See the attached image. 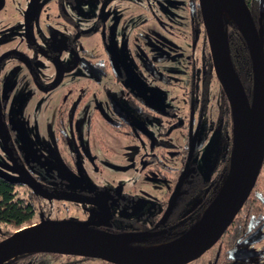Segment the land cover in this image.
<instances>
[{"label": "rangeland", "instance_id": "1", "mask_svg": "<svg viewBox=\"0 0 264 264\" xmlns=\"http://www.w3.org/2000/svg\"><path fill=\"white\" fill-rule=\"evenodd\" d=\"M27 1L3 0L2 9H0V54L14 48L25 52L29 58L38 54L36 58L32 59L34 66L38 72L46 73V75H42H44V81L48 82L52 77V69L44 61V55L48 53V43L55 36L54 32L57 31L60 24L59 18L55 15L56 0H42V9L38 11L36 19L27 27V37L30 39L31 36L34 48L33 55L22 38V33L16 27V25H21L20 30L22 31L24 19L30 14ZM64 1L68 2V6L64 5ZM64 1L62 0V5L67 17L66 25L76 24L81 29V34H84L81 42L84 53L86 52L88 55H84L79 61L81 72L88 78L92 75L104 77V91L99 97L88 96L77 111H74L75 101L73 108H69L67 112L69 116H72L73 113L76 120L73 123L76 130L75 137H77V132L78 138L80 139L82 136V140L86 141L88 147H95L96 160L100 161H94L90 165L81 156L83 161L80 166L77 162L71 163L68 160L69 164H66L61 160L59 155L63 154V157H66V147L59 142L54 144L56 139L52 133L54 113L51 112L54 106L48 107L49 102H57V100L54 98L53 101L47 100V106H45L43 98L38 96L33 91L35 88L30 86V77L25 73V69L22 66L16 68L14 57H10L5 60L6 62L4 61L5 63L0 68V110L5 115L2 120L14 132V149L21 157L14 155V158L23 163L27 170L34 171L32 175L37 176L39 173L36 171L39 170L44 177H47L44 180L42 176H37L40 186L46 185L45 183L51 187L62 185L67 193L82 196H89L92 193L89 191L88 183L82 173H85L89 180L99 179V188H103L106 184L105 180H113L112 185H121L125 195L136 199V202H133L134 205L132 204V210L135 211L132 213L133 216L139 215L145 219L147 218L145 216L153 215L154 210L152 211V207H150L151 200L140 194L153 197V193H150V190L143 184L147 182L148 178L144 175L141 177L137 171H134L133 164L137 160H144L147 155V148L140 135H147L150 142L149 147L154 146L165 150L164 158L167 165L170 166V159L178 154L180 151L179 141L182 142V131L175 130V127L172 131L169 120L170 110L176 109L177 98L179 103V110L176 112L177 118L185 120L188 96L189 102L193 103L192 130L196 131L199 142L192 164L204 182L211 184L217 181L219 183L231 132L227 127V121L217 118L220 97L223 95L212 71L207 73L210 60L205 36L201 23H196L192 16V8L197 4V0H176L178 4L176 3L172 7H169L164 0ZM146 7L152 9L157 15L162 22V27L158 23L156 25L155 18L149 15V11L145 10ZM46 17H49V22L45 19ZM223 18L229 20L225 14H223ZM262 19L264 52V4ZM101 26L107 30L108 45L113 48L118 62L120 78L114 81L108 79L111 77L110 73L106 78L101 70L99 71L85 61V58L93 61L98 59L104 63L106 70L108 69L107 58L97 34V29L102 30ZM69 30L68 28V33ZM56 41L60 43L59 36H56ZM75 49H77L76 46ZM76 70L79 72L78 68L74 71ZM66 72L67 70L64 68V79ZM165 74L170 77V80L172 77L173 81H170L169 86L162 82ZM205 77L209 79L206 90L207 103L204 113L198 118V101ZM152 79L158 80V83L154 84ZM94 82L97 86L91 85L87 90L99 93L101 84L99 85L97 79ZM190 86H192L191 92L189 91ZM97 87L98 89H96ZM66 89L65 95L72 96L77 92L76 85L70 87L68 85ZM33 93H35V98L32 96ZM80 99L81 96L77 103L80 102ZM55 105L57 106L56 103ZM63 107L61 110L65 112ZM94 110L109 126L103 125L101 119L93 112ZM64 112L59 113L58 116L63 127L66 117ZM92 112L89 131L83 138L80 127L84 118ZM119 119L129 123L132 130L135 131L132 135L134 138L132 142H130L131 136L125 134L121 129L118 123ZM116 125V129H111L110 126ZM62 132L65 131L62 130ZM1 134L0 129V175L12 182H18V177L13 172L1 144ZM69 142H67L68 147L75 149L74 143ZM158 152L159 150L156 151V154ZM162 153L164 154V152ZM125 155L126 157H124ZM159 158L162 159L161 156ZM125 163L126 165H124ZM182 164L184 163L178 162L174 168H172L173 166L166 167L167 170H163V173L166 174L160 179H154V182L157 183L156 186L161 190H159L160 193L154 195L156 202L165 203L167 201L174 187L172 177L175 173L173 171H178ZM117 166L122 167L118 169ZM136 167L139 168L138 163ZM143 170L148 171L145 173H150L148 168L139 169V172ZM111 172L118 175H110ZM149 176L151 175L149 174ZM257 180L259 193L262 192L264 197V160ZM15 194L19 199L29 198L34 202L35 212L32 218L34 223H37L39 218L50 221L81 220L86 208H89L63 200L39 198L19 184L15 188ZM203 194L204 191H201L189 201L182 216L191 213ZM161 209L162 207L159 206L155 210L158 217ZM116 214L117 211L114 210L113 215ZM143 224H145L144 221ZM113 225L116 230H133L135 228L128 217L125 219L116 218ZM9 231L7 227L0 225V240L7 237ZM216 251L217 246L212 247L209 252L191 264H211V259ZM26 264L100 263L94 261L81 263L61 257L35 255Z\"/></svg>", "mask_w": 264, "mask_h": 264}, {"label": "water", "instance_id": "2", "mask_svg": "<svg viewBox=\"0 0 264 264\" xmlns=\"http://www.w3.org/2000/svg\"><path fill=\"white\" fill-rule=\"evenodd\" d=\"M35 4V0H32ZM201 27L205 36L213 77L227 104L231 126V154L227 172L214 197L205 207L199 219L177 238L155 246L131 247L130 244L156 236L154 234H111L90 228L91 222L73 220H43L34 225L14 231L0 240V264L18 256L49 254L98 260L105 264H189L212 248L230 226L248 198L264 158V52L262 0H258V24L255 25L244 0H197ZM223 14L236 27L245 45L250 63V93L247 98L243 87L233 72L223 30ZM106 52L117 75L118 63L115 52L107 47ZM15 56L30 69L24 55L10 50L0 55V62ZM52 89L60 80L62 68L57 60ZM41 89V88H38ZM1 144L13 172L34 193L42 189L22 166L16 163L7 146V134L0 115ZM188 139L187 160L191 158L195 139ZM192 172L183 170L159 224L169 216L175 199L179 196L182 182ZM71 199L95 203L102 220L97 225L108 228L110 214L103 200L70 195ZM97 219L99 216H96ZM237 253V252H236ZM241 252L229 255L237 258ZM247 258L248 255H245Z\"/></svg>", "mask_w": 264, "mask_h": 264}, {"label": "flooded vegetation", "instance_id": "3", "mask_svg": "<svg viewBox=\"0 0 264 264\" xmlns=\"http://www.w3.org/2000/svg\"><path fill=\"white\" fill-rule=\"evenodd\" d=\"M164 1H166L165 3L169 7L175 6L177 3L176 0L175 1L164 0ZM27 2H28V7H29L28 10H29L30 14L28 13L29 14L28 17H26L24 19V25H22V28H23L22 31L20 30L21 25H16V27L19 30V32L22 33V38L24 39L28 49L31 50L32 55H33L34 54V52H33L34 48H33L32 43H31V41H32L31 36H30V39L27 37V35H28L27 27L32 23V21H34L36 19L38 11L40 9H42V6H41L42 0H35V4H33L32 0H28ZM62 4H63L62 0H56V7H55V13L56 14L55 15L59 18L60 24L58 25L57 31L54 32L55 36L52 37L50 42L48 43V53L44 55V57H45L44 61L47 62L52 69L51 79H49L48 82H45L43 77H44V75H46V73L44 74V71H42V73L38 72L36 66H34V62L32 59L34 57L36 58L38 54L36 56L33 55L32 58H29V57H27L25 52L20 51L18 48H14L11 50H15V51L19 52L20 54L24 55V57H26V59L28 60V62L30 64V69H28V67H26L20 61V59H18L15 56H9L6 59L2 60L0 62V68L6 62L5 60H7L10 57H14V60L16 61L15 67L17 68V67L22 66L25 69V71H26L25 73H27L30 77V80H29L30 86L35 88V90H33V91L36 92V94L38 96L43 98L44 105L47 106V102H48L47 100L50 101V99H51V101H53V98H54V100H57V102H55V101L49 102L48 107L51 108L54 106V108L51 109V112L54 113L53 121H52V124H53L52 133H53V135L56 136V139H55V142H54V140H52V141L54 142V144L59 142L66 147V154H65L66 157H63V154L59 155L61 160H63L64 163H66V164H69V161H70L71 163L77 162L78 165L82 166L81 165V162L83 161V160H81V156H82L86 159L85 161L91 165L92 162L94 163V161L95 162L100 161L99 159L96 160L97 155H96L95 147H93V148L88 147V144L86 143V141L82 140V136L80 139L78 138L77 132H76L77 137H75V131L76 130L73 127V123L76 120L74 118L73 113L71 114L72 116H69L67 112H68L69 108H71V109L73 108L75 101H76V105L74 107L75 108L74 111H77L82 106V104L85 102V100L88 96L94 95L95 97H99L102 94V92L104 91V86H103L104 85V82H103L104 77L101 78L99 76L92 75V77L89 76V78H88L85 76L84 73L81 72V69L79 67V64H80L79 61L84 55H88V53H86V52L84 53V48H83V45L81 42L84 34H81V29H79L78 25H76V24H74V25L72 24L70 26L66 25L67 17L64 14L65 8ZM2 5H3V0H0V9H2ZM64 5L68 6V2L64 1ZM28 10H27V12H28ZM145 10L149 11V13H150L149 15L153 16L155 18L156 25L159 24L162 27L161 20L157 17L156 14H154L152 9L146 7ZM160 14H161V12H160ZM45 19L48 20V22L50 21L49 17H46ZM65 28H66V31H65ZM68 28L70 29L69 33H68ZM101 28H102V30H100V31H99V29H97L98 30L97 34L99 36L101 47H102V49L106 55V58H107L106 60H107L108 69L106 70L104 63H102L98 59L96 61L95 60L93 61L92 59L90 60V59L85 58V61L89 65L98 69L99 71L101 70V72L103 73V75L106 78H108L107 74L110 73L111 77L108 79L111 81H114V80H117L120 78V71H119V67H118L117 70H118L119 75H117L115 73L111 63H110L109 56L106 52V48L109 47V45H108L109 36H108L107 30L103 26H101ZM30 31H31V28L29 30V33H30ZM56 36H59L60 43H58L56 41ZM128 44H129V42H128ZM75 46L77 47V49H75ZM8 51H10V50H8ZM2 54H0V55H2ZM53 60H57L59 62L60 66L62 68V75H61L59 82L52 89L48 90L50 88V86L53 84V81L55 79V74H56L55 67L52 63ZM116 60H117V58H116ZM158 61H161V60L158 59ZM64 68L67 70V72H66L67 74H66L65 79L63 78L64 77ZM76 68H78L79 72L77 70L74 71ZM107 71H109V72H107ZM20 73H21V71H20ZM42 74H44V75H42ZM169 78L170 77L165 74V76L162 78V82L165 84H168V86H169V83H171L170 81H173L172 77H171V80ZM96 79L99 81V85L101 84L100 85L101 89H99V93H97V91L88 92L87 89H89V87H91V85L97 86L94 82ZM152 81L154 82V84L158 83V80L152 79ZM68 85H69V87L71 85L77 86V92L72 96L67 95V94L65 95V92L67 93L66 88L68 87ZM207 86H208V84H207ZM36 87H37V89H36ZM38 88H41V89H38ZM96 89H98V87ZM189 91L190 92L192 91V89L190 87H189ZM93 93H96L98 95H95ZM34 94L35 93H33L32 96H34ZM188 94H189V92H188ZM80 96H81L80 102L77 103V100ZM34 98H35V96H34ZM187 100H188V104H187L186 113H185V115H186L185 120H180L177 118L176 112H177V110H179V108H178L179 103H178L177 98H176V104H175L176 109L170 110L171 116H170L169 120H170V125L172 126V131H173L174 127L176 128L175 130L180 129L182 131L181 132L182 142L180 143V141H179L180 151L173 158L171 157L172 159H170V166L167 165L168 163L166 162V160L164 158L165 150L156 148L154 146L149 147L150 142L147 139V135L146 134L140 135L141 138L144 140L145 146L147 148L146 149L147 155L144 157V160L140 159V160L136 161L139 165V168L136 167V165H137L136 162L133 164V166H134V171H137V173H139V176L143 177L142 175H144V177L148 178L147 182H144L143 184L145 187H147V189L150 190V193H153V197L150 195H146V194H140V195L144 196L146 198H149V200H151V202H150L151 206L150 207H152V209H151L152 211L154 210V212H152L154 214L151 215L150 217L145 216L147 218L144 219V217L141 218V217H139V215L133 216L132 213H134L135 211L132 210V206L134 205L133 202H136V199H134V197H131L129 195L128 196L125 195L123 193L121 185H112L113 180L112 181L111 180H107V181L105 180L106 184L103 186V188H99L98 187L99 182H100L99 179L92 178L91 180H89L88 177L85 176V173H82L85 177V181L88 183L87 187H89V191L92 193L89 196H82V195L67 193L66 189H63L62 185L61 186L59 185L57 187H51L49 184L45 183L46 185L40 186L39 181L37 180V178H38L37 176H39V177L42 176L44 178V180H46L47 177H44L43 173H41L39 170L36 171L37 173H39L37 176L32 175V173L34 171L27 170L25 168L24 164L19 162L16 159V163L19 166H22L25 169V171L29 174V176L35 181V183L42 189V191H41L42 194L38 195V194L34 193L31 189H29L27 186L22 184L21 182H18V183H19V185H23L29 192L34 193L39 198L63 200L66 202L73 203L74 205L77 204V205H81L84 207H89V208H86V210H85L86 212L84 213V215H82L83 218L81 220H75V221L91 222L90 228H93V229H96L99 231L108 232L111 234H123V233L154 234V233H158L156 236H154L152 238H149V239H146L144 241L129 245L131 247L152 246V245H149V243L157 242V241L162 240L165 237H168L171 233L170 232V226H172L173 224H175L176 222H178L180 220L186 219L191 214V213H187L186 215L182 216V212H183L185 206L189 203V201L192 198H194V196H193L185 204H183L180 214H175L173 212V209H174L175 205H177V203H176L177 198H178L177 197L174 201V205L171 209L169 216L166 218V220L163 224H159L161 219H162L163 213L167 207V203H168L169 198L167 199V201L165 203L161 202V201L156 202L154 200V195L160 193L159 192L160 187L156 186L157 183L154 182V179L162 178L164 176V174H166V173H163V170H167V169H165L166 167L168 168V167L173 166L172 168H174V165H177L178 162L184 163V164H182V167L180 169H178V171H176V172H175V170L173 171L175 173V174H173V177H172V180L174 182L173 191H174V188L177 184L178 178H179L180 174L182 173V171L184 169L185 170L186 169L192 170V172L182 182L180 190H179V195L181 192L183 193L186 190V188L188 189L190 187L191 181L195 180L196 178L199 179L200 183L201 182L204 183L207 186L208 190L209 189H211L212 191L217 190V186H218L217 181H215L211 184H207L206 182H204L201 179V177L196 173V170L192 164V161L195 158V152L197 151V148L199 145L197 137L195 138L196 139L195 140V146H194L191 158L189 160H187L188 139L192 138L194 135L196 136V131L192 130L193 103L189 102L190 99L188 96H187ZM55 103L57 104V106L55 105ZM61 107L65 108V112H64V110L63 111L61 110ZM63 112H64V115L66 116L64 123H63L64 127L62 126L61 121L58 118L59 113H63ZM93 112H95L96 115L99 117V119H101L100 115L95 110ZM93 112L90 113V115L88 117L86 116V118H84L83 123L80 127V130L82 131L81 135H83V138H84L85 134H87V132L89 131V128L91 125L90 120H91ZM0 115H1V117L5 116L4 113L1 112V110H0ZM198 118H200L199 112H198ZM101 121L103 122L102 119H101ZM2 122H3L4 126H7L4 121H2ZM118 123H119L121 129L124 131V133L131 136L130 142H132L134 139L132 135L135 133V131L132 130L131 125L127 122H124L121 119H119ZM118 123H117V125H118ZM104 124L106 126L108 125L107 123L103 122V125ZM117 125L114 127L113 126H110V127H111V129H116ZM62 130H64L65 132H62ZM230 132H231V130H230ZM68 141H70L69 143H71V141L74 143L75 149L73 146H72L73 148L68 147V145H67ZM14 146L12 147V149L14 150V151L12 150L14 153L13 155H18L17 152H15ZM128 146H127V148H128ZM157 150H159L158 154H156ZM162 152H164V154ZM126 153L127 152L125 151V154ZM159 156H161L162 159H160ZM225 156H226V154H225ZM18 157H19V155H18ZM124 157H126V155ZM19 158H21V157H19ZM263 160H264V158H263ZM125 162H126V159H125ZM124 165H126V163ZM120 167H122V166H117L118 169H120ZM147 168L149 169V171H150L149 174L151 176H149L148 173H145V172H148L146 170L139 172V169L142 170V169H147ZM224 168L222 169V172L224 171ZM80 169H81V167H80ZM260 170L261 169H259V171H258L257 178L259 177ZM131 173H133V172H131ZM114 174L118 175L117 173H113V172L110 173V175H114ZM207 188L199 189L198 193L201 191H204V194H203V197L201 198V200L199 201V203L196 205V207L200 203H202L203 200L205 199L207 192H208ZM173 191H172V193H173ZM251 191L254 192V196H256L255 198L257 200L256 202L258 205H261V207L263 208V212H264V197L262 195V192L259 193L258 180L255 181V184H254ZM185 192H187V190ZM70 195H77V196L96 199L95 200L96 202L103 200L105 202V205H106L108 212L110 214V219L108 220L109 227L105 228V227H102L101 225L95 226V224H99V222L102 220L101 209L95 203H86L83 201L74 200V199L70 198ZM163 196H164V194H163ZM159 206L162 207V209H161L159 217H158V213H155V210ZM114 210L117 211V214L115 216L113 215ZM262 214H263V216L261 215V217H257L256 219H254L253 222L249 221L247 228L243 231V236L239 240L235 241L234 244H232L230 246V249H228L229 251L227 252L226 257L223 260H220V262H218V264H264V213H262ZM120 215H123V217H120ZM96 216H99L98 219ZM126 217H128V220H130V223L135 228L133 230H130V229L116 230V229H114V225H113L114 220L116 218L125 219ZM143 221L145 224L142 225ZM214 246H217V251H216L215 255L213 256V258L211 259V264H217L216 263L218 260L217 258H218V255L220 253L219 241ZM211 249L212 248H210L209 250H207L203 254H206ZM236 252L237 253L241 252V254H239V255H242V256L230 259L229 255H231V254L235 255V254H237ZM35 255H39V254H35ZM43 255L61 257V258H66L68 260H72L73 258H77V257L58 256V255H49V254H43ZM245 255H248V257L246 258ZM88 260L102 264V262L98 261V260H91V259H88ZM191 263H189V264H191ZM103 264H105V263H103Z\"/></svg>", "mask_w": 264, "mask_h": 264}, {"label": "trees", "instance_id": "4", "mask_svg": "<svg viewBox=\"0 0 264 264\" xmlns=\"http://www.w3.org/2000/svg\"><path fill=\"white\" fill-rule=\"evenodd\" d=\"M244 2L246 3V5L250 10V14L254 24L257 25L258 0H244ZM263 4H264V0H262V7ZM192 16L195 22L200 24L197 4L192 8ZM262 20L263 19H260L259 21L261 25H262ZM223 30L226 34L228 56L233 72L238 82L243 87V90L245 91L247 98L249 99L251 77H250L249 56L247 50L245 48L243 40L239 35L238 30L231 22L227 24L223 21ZM209 72H211L210 64L208 66L207 73ZM207 75L210 76L209 74ZM208 80H209L208 77H205L202 84L201 95L198 101L199 115H202L205 111V107L207 103L206 89H207ZM191 87L192 86H190V88ZM2 118L3 117H1V120ZM217 118L227 121V127L231 130L228 107L227 104L225 103L223 96L220 97ZM5 131L8 138L7 146L12 156H14L13 155L14 150L12 149V147L14 146V132L9 128L8 125L5 126ZM230 154H231V137L228 139L227 152L224 161L225 168L224 171L222 172V176L218 183L217 189L219 188L227 172V166L230 159ZM262 167H263V162L261 164L260 169ZM18 184H19L18 182H12L0 175V225H3L10 230L7 233V236H9L14 231L35 224L32 220L35 212L34 202L29 198L19 199L16 197L15 188ZM201 188H207V186L202 182L200 183L198 178L191 181L190 187L188 189L186 188L187 192H185L186 191L185 190L184 191L185 193L181 192L180 195L178 196L176 202L177 205H175L173 212L175 214H180L183 204H185L190 198L195 196L198 193L199 189ZM207 191H208L207 195L203 200V202L200 203L197 207H195L194 210H192L191 214L186 219L180 220L175 224H173L172 226H170L171 233L168 237H165L157 242L149 243V245L155 246L158 244L169 242L180 236L182 233L188 230L194 223H196V221L199 219L205 207L214 197L217 190L212 191L211 189L208 190L207 188ZM255 197L256 196H254V192L251 191L245 203L241 207L240 211L237 213L236 217L233 219L230 226L226 229L224 234L219 239L220 253L217 258L218 259L216 262L217 264L218 262H220V260H223L226 257V254L229 251L228 249H230V246L243 236V231L247 228L249 221L253 222L254 219H256L257 217H261V215L263 216L262 214L264 213L263 208L261 207V205L257 204L256 202L257 200ZM33 256H35V254L18 256L14 259L7 261L4 264H26V262ZM39 256H45V255L39 254ZM72 260L81 263L90 261L88 259H82V258H73Z\"/></svg>", "mask_w": 264, "mask_h": 264}, {"label": "bare ground", "instance_id": "5", "mask_svg": "<svg viewBox=\"0 0 264 264\" xmlns=\"http://www.w3.org/2000/svg\"><path fill=\"white\" fill-rule=\"evenodd\" d=\"M223 19H224V18H223ZM224 22L227 23V24H229V23H230V20H225V19H224Z\"/></svg>", "mask_w": 264, "mask_h": 264}]
</instances>
